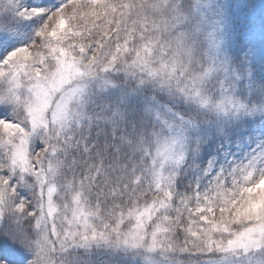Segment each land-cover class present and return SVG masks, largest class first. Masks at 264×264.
Returning a JSON list of instances; mask_svg holds the SVG:
<instances>
[{
	"label": "snow or ice",
	"instance_id": "snow-or-ice-1",
	"mask_svg": "<svg viewBox=\"0 0 264 264\" xmlns=\"http://www.w3.org/2000/svg\"><path fill=\"white\" fill-rule=\"evenodd\" d=\"M0 264H264V0H0Z\"/></svg>",
	"mask_w": 264,
	"mask_h": 264
},
{
	"label": "trees",
	"instance_id": "trees-1",
	"mask_svg": "<svg viewBox=\"0 0 264 264\" xmlns=\"http://www.w3.org/2000/svg\"><path fill=\"white\" fill-rule=\"evenodd\" d=\"M257 2H258V0H257Z\"/></svg>",
	"mask_w": 264,
	"mask_h": 264
}]
</instances>
